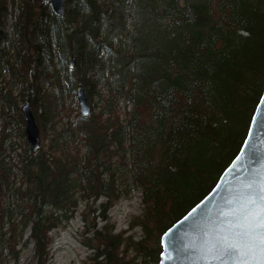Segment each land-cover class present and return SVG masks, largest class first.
<instances>
[{
	"label": "trees",
	"instance_id": "obj_1",
	"mask_svg": "<svg viewBox=\"0 0 264 264\" xmlns=\"http://www.w3.org/2000/svg\"><path fill=\"white\" fill-rule=\"evenodd\" d=\"M11 3L17 52L8 66L41 148L18 154L17 203L8 213L0 204V256L8 250L17 261L24 242L47 264L50 232L80 201L85 222L89 213L108 221L122 193L109 165L119 154L141 189L134 222L143 239L94 224L99 246L85 264H159L162 236L212 191L248 135L264 93V0H66L64 16L47 0ZM8 6L0 0V41L10 43L1 30ZM78 86L105 105L73 124ZM121 99L131 106L125 124L115 107ZM1 100L8 94L0 91ZM11 175L0 160V191ZM99 197L106 202L89 206Z\"/></svg>",
	"mask_w": 264,
	"mask_h": 264
},
{
	"label": "rangeland",
	"instance_id": "obj_2",
	"mask_svg": "<svg viewBox=\"0 0 264 264\" xmlns=\"http://www.w3.org/2000/svg\"><path fill=\"white\" fill-rule=\"evenodd\" d=\"M8 3V13L3 19L1 30L11 42L0 41V91L3 94H8L7 102L4 100L0 101V144L2 143L0 160H3L4 164L12 171L9 187L0 191L1 208L3 212L7 213L13 212L15 208L17 201L14 198V189L21 183L19 178H15L14 165L18 154L23 153L28 148L27 140L25 139V123L22 118V107L27 98L23 101L20 97L19 90L15 87V82L8 66V62L11 64L16 63L17 52L12 43L14 39L12 24L17 16V6H13L11 0H8ZM16 4H18V0H16ZM49 11L51 12L50 8ZM8 102L11 103V106H8ZM91 104L95 106L92 109L96 114L105 105L98 95L93 96ZM115 107L120 121L125 124L129 119L128 111H130L131 106L124 99H121ZM73 109L74 114L71 122L76 124V114H79L78 104ZM4 111H9V115H3ZM76 144L80 146L78 141ZM109 165L115 173L114 181L122 193L108 211V221L98 218L93 222L91 221V213H89V215H86L87 221L85 222L82 214L85 210L86 201L79 200V208L74 217L64 223L63 226L50 232L51 243L49 245L47 264H85L88 257L94 253L92 248L99 246V241L94 239L91 229L94 224H96L97 229H103L105 226L108 229L112 228L114 230L113 234H122L124 239L132 238L133 242L142 241L143 232L134 222L135 217L142 212L141 189L125 171L126 169L122 166L123 163L119 154H115L112 157ZM104 202H106V198L99 197L97 199L92 198L88 204L95 208ZM29 232V230L25 232L24 240L28 238ZM17 250L20 251L17 261L13 259L8 250H4L0 256V264H37L34 259L33 244L24 245V242H22ZM128 255L129 258H132L136 256V253L133 250H129Z\"/></svg>",
	"mask_w": 264,
	"mask_h": 264
},
{
	"label": "water",
	"instance_id": "obj_3",
	"mask_svg": "<svg viewBox=\"0 0 264 264\" xmlns=\"http://www.w3.org/2000/svg\"><path fill=\"white\" fill-rule=\"evenodd\" d=\"M52 13L55 16H64L66 13V0H48ZM76 66V59L72 58L70 67ZM81 117H89L92 106L87 98L85 89L78 86L75 91ZM25 121V132L28 146L33 153H37L41 147V138L36 119L29 102L22 108ZM239 157V159H237ZM234 172H229L230 169ZM264 169V93L255 111L248 135L235 159L230 163L221 175L212 191L184 217L163 235L161 239L162 254L159 264H208L201 247L203 244V228L210 219L214 218L223 203L222 198L228 195V188L238 187L241 180L256 175ZM181 221H184L181 223ZM215 264H233L227 260L215 262Z\"/></svg>",
	"mask_w": 264,
	"mask_h": 264
},
{
	"label": "snow or ice",
	"instance_id": "obj_4",
	"mask_svg": "<svg viewBox=\"0 0 264 264\" xmlns=\"http://www.w3.org/2000/svg\"><path fill=\"white\" fill-rule=\"evenodd\" d=\"M227 192L218 213L203 228L201 252L205 260L208 264L227 260L233 264H264V169Z\"/></svg>",
	"mask_w": 264,
	"mask_h": 264
},
{
	"label": "bare ground",
	"instance_id": "obj_5",
	"mask_svg": "<svg viewBox=\"0 0 264 264\" xmlns=\"http://www.w3.org/2000/svg\"><path fill=\"white\" fill-rule=\"evenodd\" d=\"M263 96V95H262Z\"/></svg>",
	"mask_w": 264,
	"mask_h": 264
}]
</instances>
